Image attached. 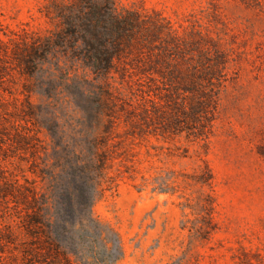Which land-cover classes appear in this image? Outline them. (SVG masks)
<instances>
[{
  "label": "rangeland",
  "instance_id": "obj_1",
  "mask_svg": "<svg viewBox=\"0 0 264 264\" xmlns=\"http://www.w3.org/2000/svg\"><path fill=\"white\" fill-rule=\"evenodd\" d=\"M113 2L0 0V264H264V0Z\"/></svg>",
  "mask_w": 264,
  "mask_h": 264
},
{
  "label": "trees",
  "instance_id": "obj_2",
  "mask_svg": "<svg viewBox=\"0 0 264 264\" xmlns=\"http://www.w3.org/2000/svg\"><path fill=\"white\" fill-rule=\"evenodd\" d=\"M107 1V10H108V15H109V21L111 24H114V25H120V24H123V23H128L127 21V18H125L124 15H121L119 13V11L117 10V7L115 5V3L113 2V0H106ZM122 38H125V36H122ZM104 228V225H102L101 223H98L95 225V229H97V235L99 234V237L101 239H104L103 237V230ZM116 246L120 249V253H121V256L124 255V249H123V246H122V242L120 239L117 240L116 242ZM121 257H117L116 260H119Z\"/></svg>",
  "mask_w": 264,
  "mask_h": 264
}]
</instances>
